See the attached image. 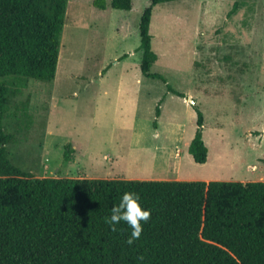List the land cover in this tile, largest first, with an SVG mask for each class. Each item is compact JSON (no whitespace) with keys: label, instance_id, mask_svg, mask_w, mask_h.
<instances>
[{"label":"rangeland","instance_id":"rangeland-1","mask_svg":"<svg viewBox=\"0 0 264 264\" xmlns=\"http://www.w3.org/2000/svg\"><path fill=\"white\" fill-rule=\"evenodd\" d=\"M94 1H68L55 79H33L12 100L9 159L34 177L264 181V0L155 6L151 71L167 82L140 69L150 0H133L131 10ZM195 106L206 163L188 150Z\"/></svg>","mask_w":264,"mask_h":264},{"label":"trees","instance_id":"trees-1","mask_svg":"<svg viewBox=\"0 0 264 264\" xmlns=\"http://www.w3.org/2000/svg\"><path fill=\"white\" fill-rule=\"evenodd\" d=\"M68 1L0 0V264H264V181L34 177L9 159L13 134L5 118L31 80L55 79ZM172 1L150 0L139 22L141 72L164 82L151 71L158 60L151 22L154 7ZM94 5L107 9L106 0ZM133 5L111 0L114 9ZM168 91L183 96L170 85ZM195 108L188 150L206 163L204 115ZM125 192L137 193L151 211L132 245L126 224L113 233L104 223Z\"/></svg>","mask_w":264,"mask_h":264},{"label":"clouds","instance_id":"clouds-1","mask_svg":"<svg viewBox=\"0 0 264 264\" xmlns=\"http://www.w3.org/2000/svg\"><path fill=\"white\" fill-rule=\"evenodd\" d=\"M150 216L151 211L142 207L137 193L125 192L112 207L111 214L104 217V223L113 233L120 231L121 223L126 224L131 229L127 243L132 245L141 237L143 225L148 223Z\"/></svg>","mask_w":264,"mask_h":264}]
</instances>
